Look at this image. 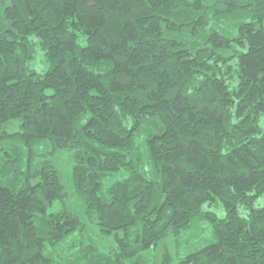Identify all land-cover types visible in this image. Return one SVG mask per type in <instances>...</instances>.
I'll return each instance as SVG.
<instances>
[{"label":"trees","instance_id":"obj_1","mask_svg":"<svg viewBox=\"0 0 264 264\" xmlns=\"http://www.w3.org/2000/svg\"><path fill=\"white\" fill-rule=\"evenodd\" d=\"M263 117L264 0H0V264H139L197 218L214 242L161 264H264ZM61 150L107 251L65 241Z\"/></svg>","mask_w":264,"mask_h":264},{"label":"rangeland","instance_id":"obj_2","mask_svg":"<svg viewBox=\"0 0 264 264\" xmlns=\"http://www.w3.org/2000/svg\"><path fill=\"white\" fill-rule=\"evenodd\" d=\"M262 125H264V117L262 120ZM144 138V137H143ZM50 144L45 141L44 144L39 146V153L45 152L49 150ZM143 163L140 166V172H142L145 177L156 180V174L154 169L152 168L150 159L148 158L146 152L142 153ZM50 160L55 164L56 168L60 171L62 181L66 186V189L69 193L68 196V204L70 208L76 212L81 219H83L86 223L87 229L83 236H81L78 232H74L70 234L65 241L70 245L73 242H77V240L84 239L85 244H94L101 252L107 251L110 248L114 247V243L110 237L103 236L100 231L97 229V226L89 221L85 216V204L82 198L77 196L74 193L73 185H72V167H73V153L70 151H58ZM129 176V172L122 171L119 173L112 174L104 180V186L102 188L101 194L105 197L108 196L107 191L114 183L118 181H122V179ZM264 204V195L259 198L256 206H263ZM58 207V205H57ZM212 210L217 213L219 217H224L226 212L222 205H217L213 207ZM244 215L247 212L241 211ZM215 236L213 234L212 225H210L209 221L205 218H197L194 221L193 227L187 231H183L178 236H169L166 241L161 243L156 249L149 251L148 254L144 255L141 259L138 260L139 264H161V259L163 256L164 247L169 250L174 259L183 258L186 254L193 252L199 249L202 246L207 245L208 243L214 242ZM81 246V244H79ZM61 249L63 251L67 250L68 245H61ZM78 247H74L71 253H74ZM78 251L74 254H76Z\"/></svg>","mask_w":264,"mask_h":264}]
</instances>
